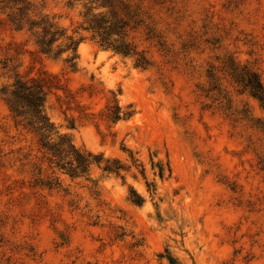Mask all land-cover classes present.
I'll return each mask as SVG.
<instances>
[{"label": "rangeland", "instance_id": "obj_1", "mask_svg": "<svg viewBox=\"0 0 264 264\" xmlns=\"http://www.w3.org/2000/svg\"><path fill=\"white\" fill-rule=\"evenodd\" d=\"M0 1V89L42 80L58 134L125 169L50 167L0 99V264H264V109L236 83L264 87V0H116L147 70L81 29L85 0H28L79 41L72 62L25 43Z\"/></svg>", "mask_w": 264, "mask_h": 264}, {"label": "trees", "instance_id": "obj_2", "mask_svg": "<svg viewBox=\"0 0 264 264\" xmlns=\"http://www.w3.org/2000/svg\"><path fill=\"white\" fill-rule=\"evenodd\" d=\"M85 1L87 2L84 6L85 12L80 15L81 29L90 33L101 48L122 57L134 58L136 68L147 70L151 66L150 59L144 52L138 51L135 45L126 41L127 29L139 27V22H136L137 13H121L126 8H121L116 0ZM7 5L10 10L7 14L10 29L26 36L25 43L30 42L36 51L43 55H52L56 58L71 52L72 57L68 62L76 59L79 41L67 37L64 30L47 16L30 13L31 4L28 0H7ZM71 64L73 67V63ZM236 78V83L249 91L264 109V87L257 76L245 71ZM0 99L6 104L16 127L38 137L40 151L47 156L50 167L73 178L87 176L92 165L97 166L106 175L119 177L125 171L120 163L103 161L102 156L84 153L76 149L68 137L58 134L44 110L45 91L42 80L17 78L11 86L0 89ZM111 118L114 121L119 119V108L112 113ZM162 174L163 169L159 167V176L162 177ZM34 186L52 189L58 186V180L48 178L43 183V180L38 178ZM132 203L140 205L141 200L137 197Z\"/></svg>", "mask_w": 264, "mask_h": 264}]
</instances>
